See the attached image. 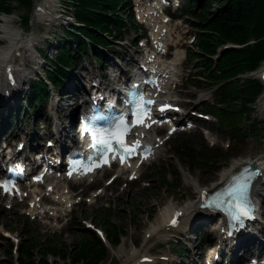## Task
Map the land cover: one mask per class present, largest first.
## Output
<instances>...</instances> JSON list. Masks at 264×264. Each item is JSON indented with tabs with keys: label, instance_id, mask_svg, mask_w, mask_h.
Wrapping results in <instances>:
<instances>
[{
	"label": "rangeland",
	"instance_id": "1",
	"mask_svg": "<svg viewBox=\"0 0 264 264\" xmlns=\"http://www.w3.org/2000/svg\"><path fill=\"white\" fill-rule=\"evenodd\" d=\"M13 2L14 3H11L13 10L10 14L14 16V21L12 20L10 24L15 26L22 33H25V35H28L31 28L30 26L26 25L28 15L30 21L32 20L33 28L36 27V29L38 28V31H41L39 24H35V22L33 23V11L28 9V5L25 6L23 4L22 6L18 1ZM200 9V7L197 8L196 12H198ZM180 10L169 12V14L172 15V19H182L181 28H179L176 33L174 32V35L169 38L173 52L180 51L182 49L186 51L185 49L193 46L190 44V37L198 32L193 24V17L191 15L183 16ZM0 16H2L1 13ZM130 29L124 34V40L120 44L113 43L107 48L120 53L122 58L125 60L128 57L130 59L135 58L134 56L137 55L134 54L133 50L128 48L126 45V40L134 34V29ZM42 31L39 33L40 35H42ZM54 34L55 33L52 35ZM4 44L5 41L1 38L0 46ZM44 46L45 44L40 42L38 49L40 50L41 47L44 48ZM72 50L73 47L71 51ZM53 53L54 51L52 50V52H49L48 55ZM86 54V58L80 59V57H77L75 59L74 69L70 70V72L67 74V83L69 82L72 85H79L80 87H82V84L87 86V82L85 81L86 78L88 79L95 74L103 72L101 66L94 63L91 60V57L88 56L90 53ZM106 55L111 59V61L108 60L109 68H113L115 72L122 70L123 67H129L130 62L121 61L119 56L118 58L112 57V55L107 51ZM38 61L40 63L44 62L39 57ZM192 63L194 62L185 59L184 65L178 70V80L180 83H183V90L180 92L181 94L185 95L183 102L187 105L190 103L195 104L200 101L199 106H189V108L195 107L197 110H203L204 103H202V101L212 102L209 94L203 96V93L210 89V87L205 81H199L201 83L198 81L196 82V76L200 73V70L196 69L198 63H194L195 69L193 70ZM81 67L87 68V71H85V68L81 69ZM107 73H110V71L108 70ZM248 76L249 72L247 71V73H245L242 78L244 79ZM109 78L110 76L106 74L103 80L110 83ZM26 82L27 78L24 79L22 92H20L19 96L16 97V104H19L20 100L27 95L29 85H27ZM68 97L69 95H67L65 98ZM191 99L193 100L192 102H190ZM65 100H59L57 96H55L53 99H46L44 103L38 107V109H42V119H44V116L48 118L46 115L48 111L46 110L48 103L51 102L54 105L56 104L58 106L57 110L63 112L65 111ZM71 100L72 99L69 98V102H72ZM259 103H261V105L257 113L251 114V117L250 114L249 116L244 115L242 122L239 125L242 130V136L233 137L230 131L226 132L221 130L218 127L216 120L209 124L212 126V135L216 136L219 141L218 147L222 149L216 153L215 164L207 166L201 165L200 162H195L194 165L189 167L188 164L180 163L177 158L173 156V151L176 149V147L192 144L194 147L199 149L205 145L203 142L205 139L202 138V135L200 136L198 133L192 135L181 134L175 138H172L167 143L165 148L162 149V153L155 163L142 168V174L139 181L128 183L127 185L126 183H119L117 186H111L105 196H100L93 203H91L93 201L91 196L88 195L91 194V192L84 190L83 194L86 193L87 196L80 200L79 197L74 199L80 202L75 204L72 208V212L68 213V215L65 217L56 219L52 216L49 218V214L46 216L49 219H38L37 217L34 218L32 216H28V218L26 217L27 215L23 213L27 212L26 209H23L20 212H16V210L19 208L7 211L4 210L0 205V264H10L11 259L13 257H17L14 253V250L9 251L10 243L2 234L5 231H9L12 235L18 237L19 244L23 242L25 237H29L26 245L29 244L30 247L32 245L31 238L37 234V231L39 232L36 236V241H38L39 244H45L47 240L44 242L41 241L46 238L51 240V236L53 235V239L47 242L44 246H40L37 243L34 244L32 246L33 253L31 256L28 257L26 254L24 255V258L31 260L33 264H39L37 262L40 257L43 255L46 257L50 254H53V256H48V260L50 261L49 264H54L56 262L57 264H66L72 256H77V258L81 257L82 259L79 260L77 264H82L87 260V258L92 256L89 254H87V256H83V254H77V250L81 247H78L79 242H81L82 239L91 240V235H93V233L87 229L84 222H92L97 227L106 231L108 226L106 222L103 223V220L109 222L114 228L120 227L123 233L121 234L120 244L116 247L111 246L108 248L106 257L99 264H124L125 257L128 256L130 249L140 250L143 248L146 230L150 228L156 216L161 213V210L164 207L168 206L169 204L183 206L187 202L197 199V194L194 192L195 190L190 186L192 182H195L199 187H209L212 183L218 181L219 174L226 168H229L233 161L239 159L257 160L264 157V120L258 122V130H256V132L251 131L248 125L249 122L253 123L252 120L264 117V112L262 111L264 97L259 101ZM239 104V100H235L234 105L238 107ZM13 114L14 113H12L10 118L9 116H4L3 118L6 119L4 120L5 122L8 119L11 120V122L13 121L15 125L13 126L12 124L6 126L4 132L0 134V154L2 153L1 150L3 145L7 146L6 143L10 140V142L14 141V143L18 140H24L28 146L27 141L29 137L33 136V134L37 137L40 135H44V137H46L48 134H50L48 126H44V122L42 120H40L41 122H38L37 125V131L40 134H36L32 129L34 124L33 120H30L29 122L23 120L24 116L22 115V112H20L18 116L20 122L18 123ZM5 115H7V112ZM26 132H28V136L25 135ZM226 143H229L230 147L228 149L222 148V146H224ZM25 152L28 153V148H26ZM0 157L1 159L3 158L2 154ZM185 174L189 180H186ZM108 177L109 174L103 175L98 183L93 186V189H95L97 186L103 185ZM192 179L194 181H192ZM78 188L79 187L76 189ZM263 199L264 196H262V200ZM105 205H110L111 209L105 210ZM207 228L208 227L204 226L203 224H191L187 226L185 230H181L179 234L171 236V241L168 243L165 242L166 240H153L146 253L152 256L154 259L153 263L150 264H172L173 260H177L175 263L178 264L186 263L192 256H190L191 249L196 252L198 246H204ZM210 243H213V241ZM210 243L205 245H210ZM174 244H179L180 250L185 252L183 256L177 251V247ZM52 247H55V252H53ZM215 249L217 248H214V251ZM7 252H10L13 257L8 255ZM173 253L175 256L172 255ZM160 257L168 258V260L160 261Z\"/></svg>",
	"mask_w": 264,
	"mask_h": 264
},
{
	"label": "trees",
	"instance_id": "2",
	"mask_svg": "<svg viewBox=\"0 0 264 264\" xmlns=\"http://www.w3.org/2000/svg\"><path fill=\"white\" fill-rule=\"evenodd\" d=\"M13 0H0V12L9 13L12 9L10 2ZM21 4L31 6V0H14ZM202 9L197 13L192 10L200 32L199 49L201 53L194 54L201 61L205 70L204 77L209 81L223 82L219 94L223 101L231 102L235 98L241 100V107L236 112L235 118L239 119L248 108L250 103L258 96L263 86L251 79L242 80L240 74L256 69L264 61V0H200ZM76 19L83 24L81 28L83 36L91 40L86 43L80 37L73 35L76 52L84 55V50H92L98 63L101 51L96 44L107 46L109 43L102 32L107 31L108 24L117 28L123 26V15H127L126 2L123 0H75ZM216 5V6H215ZM218 5V7H217ZM99 35L100 38H97ZM251 41L254 43L250 44ZM66 41L62 40L59 48V57L49 61L53 70L46 72L55 86H61V77L66 73V67L73 64V57L64 49ZM247 45L242 49L226 50L215 63L210 55L216 53L217 48L223 44ZM99 56V57H98ZM46 87L43 82L33 83L27 96L28 105L43 96ZM221 117H226L233 112L219 110ZM235 113V112H234ZM241 113V114H240ZM233 116H230L232 118ZM190 153L188 156L191 158ZM110 235L117 240L115 228L110 229ZM53 252L56 251L52 247ZM105 248L101 242L94 238L91 243H85L77 250V254L92 255L82 264H98L105 256ZM29 257L32 254L26 253ZM47 255V254H46ZM53 255V254H52ZM76 255V254H74ZM82 258H71L73 264H77ZM20 264H33L29 259L21 258ZM39 264H49L47 256L40 258Z\"/></svg>",
	"mask_w": 264,
	"mask_h": 264
},
{
	"label": "bare ground",
	"instance_id": "3",
	"mask_svg": "<svg viewBox=\"0 0 264 264\" xmlns=\"http://www.w3.org/2000/svg\"><path fill=\"white\" fill-rule=\"evenodd\" d=\"M55 0H50L47 4L42 3L40 5V8L37 9L34 16L43 18H48L52 14V10L54 7ZM143 14H149L152 11H149L150 8H144ZM149 17V15H148ZM14 19L13 15L9 16H1L0 17V32H1V38L5 41V44L0 46V99L3 98L5 95V87H7L4 81L5 76V70H7L9 67L12 68V71L14 75H16V78L19 80V85L24 82V79L29 76L30 74L36 72L39 69V61L37 58V55L35 54V40L32 35L25 36L20 30H18L15 26H12L10 23ZM36 19V18H34ZM14 21V20H13ZM14 23V22H13ZM154 27V26H153ZM167 28V26L165 27ZM162 29V28H160ZM168 30V29H167ZM169 32V30H168ZM154 35L159 36L158 32H155ZM167 35H164L162 37V41L164 42ZM164 48V47H163ZM179 60V53H176L175 58L168 64H165V67H172L173 65L177 64V61ZM3 77V78H2ZM1 88H3L1 90ZM15 93L13 96L16 97L18 94H20L19 91H14ZM59 125H56V127ZM156 139V136H154ZM159 153V150L157 151V154ZM252 162V160H251ZM264 162V159H258L256 163H258L259 166H262ZM249 163V162H247ZM245 164V161L242 160H236L233 161L229 168H226L219 174V179L217 182L212 183L208 188H200L197 186L195 182L192 183V188L199 194L207 189V191H212L214 188L218 187L222 184V182L232 173L233 171L240 168L242 165ZM53 188L55 191L51 195L54 200V205L49 207L46 211L52 212L55 216H60L64 212H66L67 208L66 206L71 203V197L70 193H65V190L69 189V187L62 185L59 182L52 183ZM259 186L260 183H257L256 186ZM36 191H39L38 187H35ZM194 191V192H195ZM40 193H36L34 196H32L31 200L28 202V205H30L33 209L32 212H35L36 214L38 211L35 210V207H37L42 202V198L39 195ZM42 207V205H41ZM179 211L182 213L179 217H177V223L171 224V220L175 216V213ZM210 210H201L199 207V203L195 202L194 200L187 202L183 206H175L173 204H169L168 206L164 207L161 210V213H159L153 224L150 226V228L146 231V238L145 239V245L140 250V252L137 251H131L129 256L125 260V264L132 263V264H142L140 262V258L145 257L147 255L141 253L143 250H146L148 248V245L150 243L159 237L168 236L171 232H176L177 229L179 231L181 230L180 227H183L187 223L190 224L191 222H188L192 216H202L206 217L207 215H210ZM200 218V217H199ZM221 226L218 227L217 232L219 231ZM233 243V242H232Z\"/></svg>",
	"mask_w": 264,
	"mask_h": 264
},
{
	"label": "snow or ice",
	"instance_id": "4",
	"mask_svg": "<svg viewBox=\"0 0 264 264\" xmlns=\"http://www.w3.org/2000/svg\"><path fill=\"white\" fill-rule=\"evenodd\" d=\"M129 102L134 105V120L132 124H128L122 117L112 130H100L93 133L92 147L103 152L105 159L102 163H110L107 158L109 153L113 154V158L119 154L121 163H124L128 156L139 155L138 149L141 148L142 141L138 136L135 141L129 143L127 140L129 132L135 125L150 127L152 123L156 122L152 119L150 108L155 103L154 100L147 99L143 93H140L132 96ZM169 107L173 106L169 104L160 105L161 110ZM172 130L174 131L175 129L173 128ZM150 154L151 146H148L144 151V155L146 157ZM98 166L100 165L94 164L85 167L84 171L86 173ZM69 175H72V173L69 172ZM260 175L264 174L261 173L259 168H254L251 163L242 165L229 176L225 186L221 190L208 193L207 189H205L202 193L203 200L200 206L223 210L228 218L229 227H235L237 223L242 226L246 218L254 216L255 205L251 200V189L254 179ZM134 176L135 173H133ZM36 179L40 180L42 177L37 176ZM3 186L8 190V182H4ZM180 215L182 213L177 211L171 223H177V217ZM144 259H149V257H144Z\"/></svg>",
	"mask_w": 264,
	"mask_h": 264
}]
</instances>
